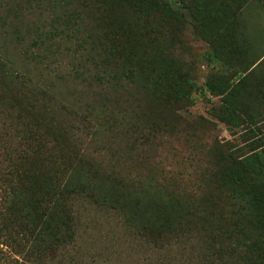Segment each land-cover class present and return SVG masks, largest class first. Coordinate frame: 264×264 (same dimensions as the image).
Listing matches in <instances>:
<instances>
[{"label": "trees", "instance_id": "obj_1", "mask_svg": "<svg viewBox=\"0 0 264 264\" xmlns=\"http://www.w3.org/2000/svg\"><path fill=\"white\" fill-rule=\"evenodd\" d=\"M125 2L135 15L132 35L126 33L128 17L111 20L94 9L86 24L80 8L61 0L51 3L58 9L47 18L22 28L11 22V39L5 35L0 41L3 85L8 89L9 83H20L12 90L17 98L0 103L1 159L18 179L37 163L25 187L19 186L41 199L35 200L39 209L25 204L22 211L33 216V237L40 243L67 240V264H118L124 258L128 264H264V142L259 138L214 154L200 172L202 179L187 187L162 181L150 165L140 173L128 168L123 173L113 163L101 171L99 160L90 158L92 146L112 155L116 151L99 140L103 130L113 127L110 133L118 130L125 141L137 142L164 129L146 101L132 100L135 93L149 100L194 102L188 70L182 73L165 58L167 42L161 34L167 25H187L202 38L238 46L240 0ZM93 21L100 28L109 22L114 26L94 32L89 27ZM263 55L264 48L249 66ZM222 56L219 50L210 55L213 60ZM204 90L223 93L224 110L238 106L228 97L237 86L225 79L206 81ZM227 114L222 111L223 117ZM10 137L17 138L13 147ZM122 157L123 164L132 163ZM208 181L228 191L230 207L224 213L217 210L218 195L212 200L200 190ZM10 183L0 188L6 198L19 194L11 178ZM60 209L70 213L62 220L69 227L66 235L39 228H56L48 221H56ZM95 229L101 231L97 238ZM79 241L102 247L85 253Z\"/></svg>", "mask_w": 264, "mask_h": 264}, {"label": "rangeland", "instance_id": "obj_2", "mask_svg": "<svg viewBox=\"0 0 264 264\" xmlns=\"http://www.w3.org/2000/svg\"><path fill=\"white\" fill-rule=\"evenodd\" d=\"M59 1L61 0H0V41L5 40V35L7 39H11L13 27L11 22L16 27L22 28L23 24L37 21L39 17L47 18L58 9L57 5L52 9L51 3ZM213 1L217 0H211ZM235 1L233 0L234 4ZM69 2L81 9L86 24L91 22L88 17L94 9L104 13L105 17L111 20L119 21L128 17L125 23L126 33L133 34L131 25L134 20L131 17L135 15H130L129 4L125 0H69ZM240 2L242 5L236 16L239 29L234 37L238 46L234 48H228V45L222 46L216 39L202 38L187 25L180 28L174 25L165 27L164 35L161 34V38L167 42L164 49L165 58L182 73L184 69L188 70L194 102L186 105L180 101L149 100L145 93H135L132 100L135 103L146 101L148 109H152V113L159 118L164 129L160 133L157 132L154 137L150 136L148 141L138 139L137 142L131 141L130 137H126L128 141H125L123 132L118 130L113 134L110 133L115 129L113 127L111 131L103 130L98 138L116 150L114 155L108 149L98 151L94 146L88 148L91 153L90 158L95 157L99 160L101 171L106 170L113 163L123 173L127 168L131 173H140L150 165L162 181L187 187L189 183L202 179L200 172L210 165L214 154L220 151L227 152L235 146L247 147L254 137L264 142V55L254 64L250 66L248 64L264 48V0H240ZM5 21L6 24L1 26ZM103 24L104 28H100L93 21L89 27L92 31L99 32L109 25L114 26L110 22L106 23L108 25ZM9 47L11 48V45ZM214 50L223 52L221 59L213 60V57H210ZM212 79H225L230 86H237L235 95H228L238 105L236 108L230 107L229 110H224L225 103L221 97L223 93L217 90L203 92L206 81ZM9 84L12 87L5 88L0 76V103L6 102L9 98H17L13 89L20 83ZM222 111L230 113L226 117L231 118L223 117ZM106 117L109 124L114 121L109 114H106ZM16 139L8 138V144L11 147L15 146ZM3 146L4 142L0 138V188L4 185L8 187L11 184L10 178L13 185L25 187L30 179L27 174L30 169L37 168V163L35 162V166H31L26 174L19 173L20 179H18L16 178L18 174L10 173L5 166L6 161L1 159ZM122 156L130 157L132 163L123 164L126 161ZM141 159L147 163L141 164ZM87 166L89 167V164ZM145 173L147 171L143 174ZM22 187L18 188V195H8V198L0 193V226L3 228L0 232V264H15L14 259L23 264H67V240L56 241L55 238L51 241L46 240L49 243H40L33 237L36 230L33 225L34 220H30L33 213L28 209V214L32 217L27 218L28 216L22 211L25 204L39 209L35 200L40 202L41 199L38 195L36 199L34 195H27V190ZM200 190L206 191L212 200H215L217 195L220 197L217 202V210L220 212L224 213L230 207L229 194L225 188H215L208 181L207 185L200 187ZM69 215L68 210L67 213L61 209L56 210V221L51 219L48 221L50 227L56 225V228L50 229L46 224H41L39 228L47 230L45 232L57 231V237L66 235L65 231L69 227H66L62 220ZM93 234L97 238L101 235V231L95 229ZM79 242L85 253L102 247L99 243ZM128 261L124 258L118 264H128Z\"/></svg>", "mask_w": 264, "mask_h": 264}]
</instances>
